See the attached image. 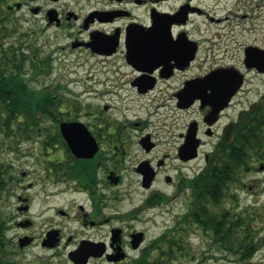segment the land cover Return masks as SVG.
I'll return each instance as SVG.
<instances>
[{
	"label": "flooded vegetation",
	"instance_id": "af4514ba",
	"mask_svg": "<svg viewBox=\"0 0 264 264\" xmlns=\"http://www.w3.org/2000/svg\"><path fill=\"white\" fill-rule=\"evenodd\" d=\"M170 1L98 0L103 5L85 14L63 0L31 5L38 19L35 29L0 40L1 59L3 50L15 52V65L4 75L11 71L15 80L21 79L45 103L35 112L18 114L12 123L15 133L43 137L39 149L45 174L38 180L45 185L43 192H18L26 186L19 188L16 175L3 176L5 184H0L2 191L17 199V215L1 214L0 225L7 231L25 230L14 239L20 249L41 247L65 256L63 264L198 260L191 250L188 258L177 251L162 252L160 247L169 238H161L163 233L149 237L148 223L172 212L176 213L172 234L186 222L192 234L186 237L187 245H194L197 236L214 249L221 247L216 224L225 222L222 208L227 199H211L209 182L216 178L207 174L217 169L220 156L233 146L253 151L252 167L259 162L264 170V155L258 156L264 153V128L258 135L257 123L260 109L264 110V89L252 100L250 95L260 87L250 86L253 81L245 77L248 71L264 75L259 69L264 62L257 60L248 67L244 56L239 67L220 64L179 80V72L194 61L187 64L186 56L176 55L167 61H148L147 37L159 44L165 38L168 49L180 46L178 51L187 54L190 42L196 40L193 24L198 16L222 20L210 16L203 0H179L173 6ZM254 1L244 15L248 20L262 16L254 9L264 7V0H256L255 5ZM15 4L7 5L5 12L21 9L22 3L19 8ZM154 25L157 36L151 38L147 32ZM180 38L186 45L181 46ZM196 44L198 54L200 42ZM251 45H245L244 55ZM253 46L264 49V45ZM68 57L71 61L64 62ZM56 59H61L57 65L52 63ZM217 70L228 73L219 80H195ZM144 114L158 124L141 130L140 126H147L141 119ZM243 133L251 135L245 144ZM73 147L91 154L77 156ZM240 170L241 180L231 183L228 199L237 197L233 187L246 186ZM38 181L31 180L27 188ZM136 183L141 192L132 189ZM221 188L224 191V185ZM37 201L41 207L35 209ZM177 207L180 211L174 210ZM202 256L201 261L206 258ZM14 264L20 263L14 260Z\"/></svg>",
	"mask_w": 264,
	"mask_h": 264
},
{
	"label": "rangeland",
	"instance_id": "374dc122",
	"mask_svg": "<svg viewBox=\"0 0 264 264\" xmlns=\"http://www.w3.org/2000/svg\"><path fill=\"white\" fill-rule=\"evenodd\" d=\"M56 1V0H54ZM66 2L70 8L75 9L77 12L85 14L87 11L91 10L96 6L103 5L99 3L98 0H63ZM21 2L22 7L19 10L13 12L0 13V40L10 38L12 34L16 33L15 36L25 34L21 30L26 29L32 32L34 30V22L37 20V14L31 11V5H41L47 6L51 3L53 5V0H11V3ZM179 0H171L169 2L170 6L177 4ZM236 0H203V8L210 14L211 17L216 19L221 18L222 20H210L206 18V15L202 17L198 16L193 24V34L194 38L200 42L199 51L196 59L185 72H179L178 79H184L185 75L193 76L194 74L203 73L210 67L217 66L220 64H233L237 67L243 64L244 60V47L248 44H259L264 45V7L259 6L255 8V14L258 11H262V16L254 20H248L244 17L245 14H249V8L251 7L249 3L252 0H246V3L236 4ZM256 4V0L253 2ZM5 6L4 9H6ZM229 15V18H226ZM9 18V19H8ZM12 18V21L10 20ZM11 21V23L6 24V22ZM11 25V26H10ZM14 26V28H13ZM25 30V31H26ZM35 33V32H34ZM10 40V39H8ZM72 57H68V60L64 62L69 63ZM61 59L53 60V64H58ZM246 79L253 81L250 86L259 85L260 89L250 95L249 98L252 100L258 99L260 92L263 91V81L264 75L257 74L255 71H248L246 73ZM175 85V83H172ZM33 87H37L34 81H31ZM172 85V86H173ZM31 86V87H32ZM32 87V88H33ZM35 89V88H34ZM141 119L147 122V126L143 124L140 126L141 130H148L151 123H157L155 118L149 117L147 114L142 115ZM173 133L170 132V137ZM19 143L12 144V139L3 141L0 139V163L9 165L8 172L6 176L11 178L13 176L20 177L21 182H19V188L23 185L26 186L22 190L17 189L18 192L24 193V191L38 194L43 192L44 184L40 180L41 176L45 174L43 170L44 160L42 159V153L40 154L39 146L44 143L40 136L35 134H23ZM51 138V137H50ZM264 161V160H263ZM203 163L200 167H203ZM260 163H256L251 169L246 170V173H242L243 182L246 186L239 188L237 186L233 187L231 190L234 191L235 188L237 197L231 198L225 201L226 206H233V213L236 212H246V214H258L254 225L259 231L257 233V238L260 240V248L253 255L251 259L252 264H264V170L259 169ZM12 175H10V172ZM26 171V174H22ZM10 175V176H9ZM31 180H37V184L34 188L28 189L27 185ZM253 186L251 189L249 186ZM122 188V187H121ZM116 188L114 190H118ZM132 189L137 192H141L138 189V184L136 183L132 186ZM5 191H10L6 189ZM11 192V191H10ZM3 194V195H1ZM238 201V203H236ZM17 199L14 196L8 195V192L2 191L0 189V215L6 217H13L17 215L15 210ZM40 202L37 201L35 209L40 208ZM175 211L180 208H174ZM175 212L170 214L158 215L155 217L152 223H148L149 237L155 238L159 237L167 229H171L174 225L176 219L173 215ZM23 229L9 230L7 231V237L12 240L11 257L19 262L20 264H63V259L59 255H52L51 252L42 249L41 247H28L25 249H20L15 244L17 233L24 232ZM201 229L199 233H201ZM192 235L189 233V236ZM14 240V242H13ZM194 245L188 247L198 260L193 261L191 264H237L238 254L225 251L223 248L217 247L214 249L212 245L208 244V240L200 242V237L194 236ZM188 244V243H187ZM202 255L206 258L201 261ZM184 256L182 255H179ZM50 261V263H49ZM200 261V262H199ZM69 264V263H65ZM176 264H181L178 262ZM183 264H190V262H185Z\"/></svg>",
	"mask_w": 264,
	"mask_h": 264
},
{
	"label": "trees",
	"instance_id": "16d2710c",
	"mask_svg": "<svg viewBox=\"0 0 264 264\" xmlns=\"http://www.w3.org/2000/svg\"><path fill=\"white\" fill-rule=\"evenodd\" d=\"M10 4H12L11 0H0V13L3 14L5 6ZM2 55L4 58H0V139L3 141L12 139V144L14 145L19 143L22 137H28L13 132L14 125L12 123L15 118L20 113L35 112L39 107L44 106L45 103L40 99L39 94L27 89L21 79L15 80L11 71L9 72L10 75H4L10 69V65H15V52L3 50ZM260 111L257 117L258 135L261 134L264 128V110L260 109ZM249 138H251V135L247 136L243 133V144ZM254 155V152L251 150L241 149L240 151L235 146L231 150L224 151L220 156V161H218L217 169L207 174L216 178L211 179L209 182L211 184L210 193L212 200L220 202V199L223 197L224 200H228L231 183L235 180V182L241 180L238 177L239 168L241 167L240 171L242 173H246L245 171L252 167L253 160L251 159L254 158ZM263 155L264 153L261 152L258 156L262 157ZM8 167L9 165L0 163V184H5L3 176L7 177ZM10 175H12L11 172ZM223 185L224 191L221 188ZM217 186L218 189L215 192ZM222 211L225 216V222L216 224L215 234L218 238L222 237L220 248H223L227 252L238 254L237 264H252L251 259L261 246L256 233L259 229H256L254 225L258 214H252V212L251 214H246V212L231 213L229 207L224 205ZM210 214L214 215L212 212ZM179 226L180 230L178 233L174 232L172 234L170 229L162 234L161 238L165 239L167 236L169 238L165 240L160 248L162 252L167 251L171 254L177 251L179 255L183 254L188 258L190 256V248L186 243V237L189 234V228L186 226V222ZM11 248L13 247L7 237V229L3 225H0V264H14V260L10 255ZM185 262L181 261V264Z\"/></svg>",
	"mask_w": 264,
	"mask_h": 264
},
{
	"label": "water",
	"instance_id": "95a60500",
	"mask_svg": "<svg viewBox=\"0 0 264 264\" xmlns=\"http://www.w3.org/2000/svg\"><path fill=\"white\" fill-rule=\"evenodd\" d=\"M19 4L20 3H18L16 5L19 7L20 6ZM52 12H54V11H52ZM161 23H163V22H161ZM161 23L156 24V27L158 25H160ZM147 33H148V36H150L151 38H155L157 36V30L155 29V25L150 27L148 29ZM150 40L147 37V41H148V43H147V54L145 55V57L147 58L148 61L151 59H156V60H160V61L161 60L167 61L168 59H170L176 55V56H186L185 59H187V64H189L196 57V52H197L196 41L190 42V43H192V44H190L191 51L189 53L185 54V53H181L180 51H178L180 49V46H173V47H170V49H168L165 45V43H166L165 38L161 39L162 44H159L157 42V40H155V39H150ZM179 41L181 42V46L184 44L186 45V41L184 39L180 38ZM176 51H178L177 54H175ZM245 56H246L245 63L247 64V66L253 67L256 65L255 61H257V60H262V62H264V49L256 47V46H249L246 49V55ZM259 69L264 70V68H261V67H259ZM225 72H226L225 70H217L216 72L213 71L209 75L197 77L195 80H203V79L204 80H211V79L219 80V79H221V74H223ZM226 73H228V72H226ZM229 73L236 75L233 70H231ZM0 148H1V146H0ZM74 153L77 156H89L91 154V151L80 150V149L74 148Z\"/></svg>",
	"mask_w": 264,
	"mask_h": 264
}]
</instances>
